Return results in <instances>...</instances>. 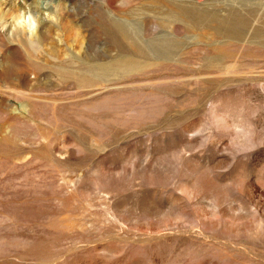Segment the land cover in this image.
<instances>
[{"label": "rangeland", "instance_id": "rangeland-1", "mask_svg": "<svg viewBox=\"0 0 264 264\" xmlns=\"http://www.w3.org/2000/svg\"><path fill=\"white\" fill-rule=\"evenodd\" d=\"M0 264H264V0H0Z\"/></svg>", "mask_w": 264, "mask_h": 264}]
</instances>
